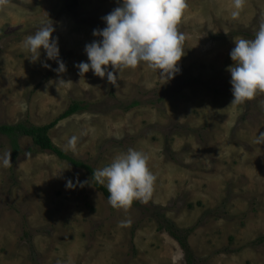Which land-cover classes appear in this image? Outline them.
<instances>
[{
	"label": "rangeland",
	"instance_id": "rangeland-1",
	"mask_svg": "<svg viewBox=\"0 0 264 264\" xmlns=\"http://www.w3.org/2000/svg\"><path fill=\"white\" fill-rule=\"evenodd\" d=\"M120 0H0V125L44 126L74 102L87 108L50 132L67 156L97 170L129 148L148 155L151 197L113 208L86 168L41 151L21 137L16 157L0 134V264H188L180 245L158 229L154 208L189 238L194 264H264V93L230 105V51L253 39L264 0H186L178 30L184 56L172 80L140 64L118 69L117 85L75 65ZM53 23L60 59L41 50L33 63L23 42ZM42 62L50 65L44 68ZM109 71H113L111 65ZM117 73V75H118ZM63 80L64 84H59ZM69 82V83H68ZM133 102L140 104L127 110ZM76 136L75 148L67 147ZM87 183L66 188L71 179ZM131 224L120 227V222Z\"/></svg>",
	"mask_w": 264,
	"mask_h": 264
},
{
	"label": "clouds",
	"instance_id": "clouds-1",
	"mask_svg": "<svg viewBox=\"0 0 264 264\" xmlns=\"http://www.w3.org/2000/svg\"><path fill=\"white\" fill-rule=\"evenodd\" d=\"M245 0H233L231 17L236 19L244 7ZM186 0H120L119 6L102 17L106 25L94 29L96 38L85 45L87 62L75 65L83 76L90 70L95 76L104 78L113 86L117 85L119 70L135 68L144 64L147 68L158 71L159 76L172 80L180 72L178 67L185 49V34L178 30ZM55 27L47 23L39 27L34 34L25 38L24 48L30 53V61H40L41 50L47 60L55 61V71L64 73L66 66L60 59L58 38L53 36ZM230 58L234 62L227 71L231 74L232 101L230 105H240L255 98L257 93H264V21L259 24L253 39L234 40ZM111 65L113 71H109ZM44 68H50L42 62ZM118 73V75H117ZM59 80V84H64ZM69 83V82H68ZM77 137L68 140L67 147L75 148ZM258 144H264V132L257 138ZM149 157L142 151L129 148L113 161L93 172L92 178L105 185L109 193L108 203L113 208H128L134 200L146 202L152 195L156 176L148 167ZM12 164L10 153L0 156V165L7 168ZM87 183L71 179L66 181V188L83 187ZM131 224V220L120 222V227Z\"/></svg>",
	"mask_w": 264,
	"mask_h": 264
},
{
	"label": "trees",
	"instance_id": "trees-1",
	"mask_svg": "<svg viewBox=\"0 0 264 264\" xmlns=\"http://www.w3.org/2000/svg\"><path fill=\"white\" fill-rule=\"evenodd\" d=\"M139 102H133L127 107V110L135 108L138 106ZM87 107L79 102H74L63 114H61L53 122L44 126H34L27 125L25 123H19L16 125H0V134L8 137L12 150L13 156L16 157L20 150L19 140L21 137H29L32 139L34 145L38 147L41 151H49L50 153L56 155L61 160L68 161L75 166L84 167L88 170L89 176L95 185V187L101 191L105 197L108 199L109 193L105 185H101L96 182L93 178L94 169H91L82 162H78L75 159L67 156L62 150L54 145L50 138V132L58 125L59 122L65 120L77 113L84 111ZM137 200H134L131 205H134ZM154 208V216L158 224V229L161 232L168 233L181 247L185 256L187 257L188 264H194V256L191 246L189 244V238L193 234L194 229H180L175 223L170 222L164 214L160 212L158 207Z\"/></svg>",
	"mask_w": 264,
	"mask_h": 264
}]
</instances>
